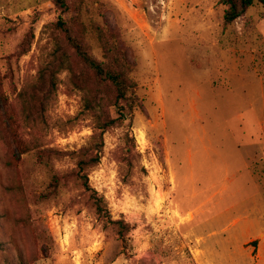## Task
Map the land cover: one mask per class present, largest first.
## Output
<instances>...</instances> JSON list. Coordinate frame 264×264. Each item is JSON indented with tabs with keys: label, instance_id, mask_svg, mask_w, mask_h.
I'll return each mask as SVG.
<instances>
[{
	"label": "rangeland",
	"instance_id": "rangeland-1",
	"mask_svg": "<svg viewBox=\"0 0 264 264\" xmlns=\"http://www.w3.org/2000/svg\"><path fill=\"white\" fill-rule=\"evenodd\" d=\"M79 1L92 54L91 23H107L136 63L139 106L88 171L129 230L105 227L74 178L95 125L70 73L32 99L62 12L0 0V264H264L263 7L227 24L222 0Z\"/></svg>",
	"mask_w": 264,
	"mask_h": 264
},
{
	"label": "trees",
	"instance_id": "trees-1",
	"mask_svg": "<svg viewBox=\"0 0 264 264\" xmlns=\"http://www.w3.org/2000/svg\"><path fill=\"white\" fill-rule=\"evenodd\" d=\"M51 1L63 14L55 24L60 37L56 38L57 48L52 62L39 74L38 83L32 91V99L43 107L47 93L55 89L56 74L63 71L70 73L73 87L83 94L84 111L92 116L95 125L92 142L82 150L73 173L74 178L88 196L92 210L105 222V227L110 225L115 228L117 235L124 240L129 226L124 221H112L105 199L90 187L88 171L100 163L105 133L125 122L128 119L127 112L132 114L139 106V99L135 94L136 83L131 77L136 63L110 25L104 23L102 27L92 21L91 29L97 36L103 53L102 60H98L86 40L84 15H80V1ZM222 3L227 7L224 15L227 24L245 16L255 3H259L264 9V0H222ZM72 6L77 7V15H72ZM35 106L38 108L37 104ZM113 108L117 109L118 117L112 115ZM14 138V144L19 151L18 158L21 159L28 154V149L18 141L17 136ZM51 154L50 150L40 151L38 160L41 164H47L44 158ZM61 181L60 175L53 177V192L59 190Z\"/></svg>",
	"mask_w": 264,
	"mask_h": 264
},
{
	"label": "crops",
	"instance_id": "crops-1",
	"mask_svg": "<svg viewBox=\"0 0 264 264\" xmlns=\"http://www.w3.org/2000/svg\"><path fill=\"white\" fill-rule=\"evenodd\" d=\"M197 114H198V110H197Z\"/></svg>",
	"mask_w": 264,
	"mask_h": 264
}]
</instances>
